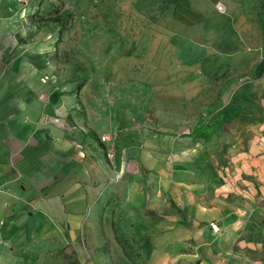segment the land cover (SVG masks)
Instances as JSON below:
<instances>
[{
  "label": "rangeland",
  "instance_id": "obj_1",
  "mask_svg": "<svg viewBox=\"0 0 264 264\" xmlns=\"http://www.w3.org/2000/svg\"><path fill=\"white\" fill-rule=\"evenodd\" d=\"M238 2L243 11H230L228 0H8L42 39L55 44L57 78L70 85L80 107L77 117L88 121L80 128L71 118L72 137L99 159L105 180L95 216L91 205L73 230L65 227L67 235L36 245L0 243V264H117L116 239L105 226L114 206L128 232L133 208H144L137 212L151 220L186 218L188 211L174 203L175 187L224 163L222 155L199 149L219 144L209 140L214 126L209 117L225 114L219 106L225 97L227 107L239 112L245 97L254 94L244 87L258 82L255 69L239 65V44L227 42L224 27L230 18L246 17L249 31L259 37L256 49L264 50L259 19L264 0ZM60 16L67 18L63 26L51 21ZM244 238L247 244L234 247H259L254 234ZM169 247L195 246L189 239L187 246ZM248 257L255 260L254 249Z\"/></svg>",
  "mask_w": 264,
  "mask_h": 264
},
{
  "label": "crops",
  "instance_id": "obj_2",
  "mask_svg": "<svg viewBox=\"0 0 264 264\" xmlns=\"http://www.w3.org/2000/svg\"><path fill=\"white\" fill-rule=\"evenodd\" d=\"M228 1H233L230 11H243L238 0ZM7 2L0 0V243L23 248L67 235L91 205L95 216L105 177L99 159L72 137L71 118L80 128L88 121L77 117L80 107L70 85L57 78L55 44ZM247 21L230 18L224 29L227 42L239 44L241 68L255 69L258 82L244 87L254 94L244 96L239 112L227 107L225 97L219 105L225 114L209 117L214 125L209 140L219 144L199 145L212 156L222 155L224 163L175 187L174 203L188 211L186 218L151 220L137 212H145L142 207L127 215L129 233L137 236L148 264H264V50L256 49L259 37ZM94 134L95 129L93 141ZM114 210L107 211L105 226L116 239ZM252 234L259 247H234L247 244L244 237ZM189 239L195 247H169L187 246ZM116 248L117 264H132L117 241ZM252 249L255 260L248 257Z\"/></svg>",
  "mask_w": 264,
  "mask_h": 264
},
{
  "label": "trees",
  "instance_id": "obj_3",
  "mask_svg": "<svg viewBox=\"0 0 264 264\" xmlns=\"http://www.w3.org/2000/svg\"><path fill=\"white\" fill-rule=\"evenodd\" d=\"M263 13H260L259 19L261 24V31L264 36V6L262 4ZM67 20L66 17L60 16L51 21L55 24L64 25V22ZM62 31V30H61ZM80 73V72H79ZM86 77L80 80L76 85V92L77 94L83 89L86 84ZM94 138L97 139V136L94 134ZM118 206L115 207L112 219V229L114 232V236L116 238L117 243L121 247L123 254L127 257V259L132 264H148L146 257L144 256L143 249L139 244L137 236L134 233L126 232L121 225V213L117 211ZM64 264H76L73 261H69L68 263Z\"/></svg>",
  "mask_w": 264,
  "mask_h": 264
},
{
  "label": "built area",
  "instance_id": "obj_4",
  "mask_svg": "<svg viewBox=\"0 0 264 264\" xmlns=\"http://www.w3.org/2000/svg\"><path fill=\"white\" fill-rule=\"evenodd\" d=\"M219 11L224 12L225 10L223 9V7H219ZM105 141H106V138H103V142H105ZM211 229H212L213 233L218 234L220 232V227L218 224H212Z\"/></svg>",
  "mask_w": 264,
  "mask_h": 264
}]
</instances>
